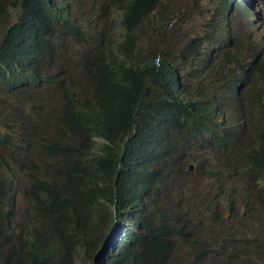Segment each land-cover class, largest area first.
Masks as SVG:
<instances>
[{
    "label": "trees",
    "instance_id": "1",
    "mask_svg": "<svg viewBox=\"0 0 264 264\" xmlns=\"http://www.w3.org/2000/svg\"><path fill=\"white\" fill-rule=\"evenodd\" d=\"M211 3L200 32L184 39L163 0H0V264H73L77 249L92 257L110 233L102 264H170L180 240L204 262L215 246L203 235L210 228L162 199L183 188L191 158L211 173L206 149L249 183L229 198L248 215L235 240L247 248L235 255L247 264L264 257L262 229L250 237L245 228L264 222L263 40L238 23L245 0ZM94 9L113 13L117 31L91 24L84 15ZM159 10V42L145 51L142 29ZM60 35L89 44L79 72H50ZM50 86L60 95L44 112ZM210 219L225 225L223 214Z\"/></svg>",
    "mask_w": 264,
    "mask_h": 264
},
{
    "label": "rangeland",
    "instance_id": "2",
    "mask_svg": "<svg viewBox=\"0 0 264 264\" xmlns=\"http://www.w3.org/2000/svg\"><path fill=\"white\" fill-rule=\"evenodd\" d=\"M90 0H87V4ZM164 3L171 5L170 8H166V12L179 24L185 34L181 36L186 39L189 36L194 35L197 32H200L202 23L205 22L209 14L206 13L208 9H212L211 5L208 4V0H163ZM247 1V0H246ZM247 5L254 11L255 15H251L250 31L253 36H257L256 40H263L264 46V0H248ZM97 5L95 6V8ZM88 15H84L85 18L90 21L91 24H97V27L104 26L105 32L110 31L113 33L117 31L115 27V19H113V13H105V16L99 18L97 16L98 10L94 9L92 11H86ZM15 14V11L11 12L9 20L12 18V15ZM162 11L159 10L155 16V23L151 25H146L141 32V43L145 51L151 50L155 45L158 44L159 40L157 37V31L154 29L157 25H162L163 19H160L162 16ZM173 32L170 35L172 38L171 44L178 38V29L176 28L175 23H172ZM223 25L226 23L223 22ZM235 32H239L237 28H234ZM169 32V31H167ZM57 50L58 58L57 63L54 65L50 72L58 71L61 67L70 68L74 65L79 67L82 62V56L87 55L89 52V44L73 41L64 35H60L57 38ZM169 47V46H168ZM176 58L178 61H182L183 58L179 52V48H176ZM215 55V53H214ZM181 73L188 78L192 77L191 74L194 72L190 66L181 64ZM44 87V86H43ZM9 96V94H1L2 97ZM60 93L56 87H47L45 90V96L48 98V102L44 106V112H47L51 109L52 104L59 97ZM264 100V97H263ZM14 101L15 108L17 103ZM0 107H3L0 105ZM1 110V108H0ZM0 111V116H2ZM207 163L209 164L206 169L211 170V173H203L201 170H197L194 165V157L191 158V161L186 163L190 165L191 168L186 169V175L184 176L183 181L184 186L181 190H176L172 188L170 193L162 199V202L166 205H169L171 209L179 213H183L185 210L189 213V219L193 223L194 227L203 226L209 227L211 229L205 230L204 236L211 237L213 236L214 241V250L209 254L208 258L201 262L200 259H196L194 255H200L193 253V247L190 245L189 241L180 240L177 243L175 253L170 260V264H247L243 260H239L238 255H235V246H239L242 250L247 248V245L244 246L241 241H235L236 239L240 240L242 237V229L244 228L243 219L247 218L248 215L241 217V209L238 207L236 201L235 204L230 202V196L235 194L236 200H239L238 195L245 194L248 191L249 183L245 178H242L239 170L233 169L231 163L228 160H225L223 155L219 152H211L209 149H206L205 152ZM175 182L178 179L174 180ZM153 189V188H152ZM238 198V199H237ZM161 200V198L159 199ZM188 200V208H183V203ZM231 204V209L229 205ZM16 205V216L15 221L19 222L24 216V203L20 195L15 199ZM238 208V216L234 220L230 215L231 210ZM257 211V209H256ZM216 212L223 214L225 217V225H216L210 219V216H215ZM250 215V214H249ZM246 229L248 230V235L250 237L255 236L261 228L260 239H264V222L259 223L254 221L246 222ZM124 227V224H121ZM220 226H223L221 229ZM109 232H106L108 234ZM110 233L107 236V243L102 247V250L98 253L93 254L91 257L87 255L82 249L76 250V255L74 257L73 264H102V260L98 259L102 257L108 245L111 243ZM220 235V236H217ZM225 236V239L222 238ZM237 246V247H238ZM263 255L257 258L256 264H264Z\"/></svg>",
    "mask_w": 264,
    "mask_h": 264
},
{
    "label": "clouds",
    "instance_id": "3",
    "mask_svg": "<svg viewBox=\"0 0 264 264\" xmlns=\"http://www.w3.org/2000/svg\"><path fill=\"white\" fill-rule=\"evenodd\" d=\"M247 2H248V0L246 1L245 0V12H246V15H243V14H239V13H237V19H238V23L243 27V29H245L248 33H249V35L251 36V37H253L255 40H256V38H257V36H253L252 34H251V31H250V23H251V19H250V16L253 14V15H255V13H254V11L247 5ZM222 24V23H221ZM189 166L190 165H186V169H189ZM191 167V166H190ZM25 183H27V181L25 182ZM19 194H18V192H17V194L15 195V198H14V200L16 199V197L18 196ZM21 196V195H20ZM108 241H106V243H107Z\"/></svg>",
    "mask_w": 264,
    "mask_h": 264
},
{
    "label": "water",
    "instance_id": "4",
    "mask_svg": "<svg viewBox=\"0 0 264 264\" xmlns=\"http://www.w3.org/2000/svg\"><path fill=\"white\" fill-rule=\"evenodd\" d=\"M189 168H191V167L189 166Z\"/></svg>",
    "mask_w": 264,
    "mask_h": 264
}]
</instances>
